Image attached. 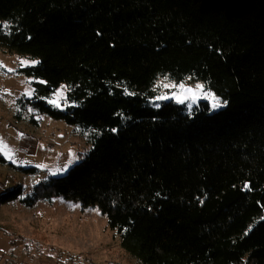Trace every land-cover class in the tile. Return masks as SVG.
<instances>
[{
  "label": "trees",
  "instance_id": "1",
  "mask_svg": "<svg viewBox=\"0 0 264 264\" xmlns=\"http://www.w3.org/2000/svg\"><path fill=\"white\" fill-rule=\"evenodd\" d=\"M4 24L0 50L39 62L19 70L28 103L92 148L0 205L97 209L137 264H264V0H0ZM160 79L202 81L227 106L155 108ZM62 85L65 110L45 102Z\"/></svg>",
  "mask_w": 264,
  "mask_h": 264
},
{
  "label": "rangeland",
  "instance_id": "2",
  "mask_svg": "<svg viewBox=\"0 0 264 264\" xmlns=\"http://www.w3.org/2000/svg\"><path fill=\"white\" fill-rule=\"evenodd\" d=\"M32 61L0 50V154L7 161L0 164V195L19 186L23 197L32 195L38 185L66 176L92 148L88 132L53 119L39 106L28 103L36 101L34 79L19 70L31 66ZM198 85L203 90L196 91L195 100L178 103L173 98L184 96V89L197 90ZM155 89L158 96L151 102L155 108L174 102L192 114L206 101L212 114L227 106V101L202 81L160 79ZM65 99L66 86L62 85L45 102L65 110ZM2 239L11 247L5 253L0 251V264H137L123 249L119 235L109 229L106 217L97 209L84 211L78 201L63 196L39 202L33 208L21 200L0 205Z\"/></svg>",
  "mask_w": 264,
  "mask_h": 264
},
{
  "label": "snow or ice",
  "instance_id": "3",
  "mask_svg": "<svg viewBox=\"0 0 264 264\" xmlns=\"http://www.w3.org/2000/svg\"><path fill=\"white\" fill-rule=\"evenodd\" d=\"M6 27H8L7 24L0 25V29L6 28ZM21 63L22 64H28L29 62L21 61ZM38 63H39L38 61L30 62L31 66H35ZM165 87H167V85H165ZM173 87H175V86H173ZM180 87L183 88L182 85ZM202 90H203V86L202 85H198L197 86V90L194 91V90H191V89H184V93H185L184 96L177 95V96H175L173 98L176 99L178 103H184L185 99L195 100L197 98L196 97V91H201L202 92ZM166 98H168V97H161V99H166ZM214 106H216V105H214Z\"/></svg>",
  "mask_w": 264,
  "mask_h": 264
},
{
  "label": "crops",
  "instance_id": "4",
  "mask_svg": "<svg viewBox=\"0 0 264 264\" xmlns=\"http://www.w3.org/2000/svg\"><path fill=\"white\" fill-rule=\"evenodd\" d=\"M10 247H11V245H10V243L8 244L6 242V239L0 240V251L5 253V252L10 250Z\"/></svg>",
  "mask_w": 264,
  "mask_h": 264
}]
</instances>
